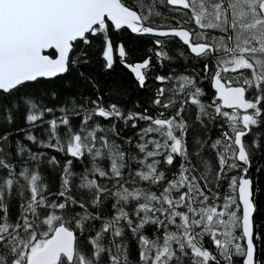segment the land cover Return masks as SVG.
<instances>
[{
  "label": "snow or ice",
  "instance_id": "1",
  "mask_svg": "<svg viewBox=\"0 0 264 264\" xmlns=\"http://www.w3.org/2000/svg\"><path fill=\"white\" fill-rule=\"evenodd\" d=\"M96 55L151 81L147 104L85 72ZM65 77L68 95L35 90ZM189 105L210 144L187 139ZM257 125L264 0H0V264H264Z\"/></svg>",
  "mask_w": 264,
  "mask_h": 264
},
{
  "label": "trees",
  "instance_id": "2",
  "mask_svg": "<svg viewBox=\"0 0 264 264\" xmlns=\"http://www.w3.org/2000/svg\"><path fill=\"white\" fill-rule=\"evenodd\" d=\"M113 38L116 43L123 42L129 49L135 50L137 57H142L148 54L147 50L153 47L152 40L154 39V37L149 36L133 35L130 34L127 30L119 33H114ZM172 47L175 49L177 47V44H172ZM185 63L186 61L177 63L175 60L167 62L166 67H157L156 72L166 73L168 71H171L173 68H175L176 71H181L183 70ZM83 70L96 77L100 85L105 89L112 85L127 88L128 95L124 97L127 107H132L137 102H142L146 105L148 98L152 95V91L154 90V85L151 81H149L148 88L139 89L136 86L135 80L133 79L132 75L118 61L112 70L105 72L103 69V61L99 59L98 55L93 56L92 63L85 67ZM68 79L69 78L65 77L63 80H41L40 83L35 86V90L42 94L45 93V90H47L48 93L56 91L60 94L61 97H63L65 95H68L71 91V89L66 87ZM204 87L205 89H207V96L205 97V102L207 103L212 98L214 93L209 87L207 81L204 82ZM89 91L91 90L89 89ZM49 103L50 106L53 103L51 101L50 95ZM196 112L197 109L195 108V106L189 105V110L183 113V115L186 117L187 123L189 124L187 139L191 143L194 138H202L210 144L220 135L221 129L213 123L209 122L207 118H204L203 123L196 121ZM132 134L133 130L130 128L127 129L124 133L125 136H129ZM247 139L249 142L252 139L264 140V125L252 126V132L249 134ZM51 154L55 155L56 153L52 152ZM209 155H212V150L210 148ZM260 164H264V159L257 158L254 161V166H259ZM80 169L81 165L78 164L76 170L79 171ZM52 177L53 181H55L56 173H53ZM262 211H264V209H262ZM13 212H15V207L13 208ZM133 255H135L134 249ZM183 259L187 260L188 258L185 257Z\"/></svg>",
  "mask_w": 264,
  "mask_h": 264
},
{
  "label": "flooded vegetation",
  "instance_id": "3",
  "mask_svg": "<svg viewBox=\"0 0 264 264\" xmlns=\"http://www.w3.org/2000/svg\"><path fill=\"white\" fill-rule=\"evenodd\" d=\"M130 34H133V33H131L129 30H127ZM133 35H136V34H133ZM117 44H119V43H117ZM119 62V61H118ZM123 66V65H122ZM124 67V66H123ZM125 68V67H124ZM129 73H130V71L127 69V68H125ZM131 74V73H130ZM132 75V77H133V74H131ZM134 79V78H133Z\"/></svg>",
  "mask_w": 264,
  "mask_h": 264
},
{
  "label": "water",
  "instance_id": "4",
  "mask_svg": "<svg viewBox=\"0 0 264 264\" xmlns=\"http://www.w3.org/2000/svg\"><path fill=\"white\" fill-rule=\"evenodd\" d=\"M130 31V30H129ZM212 90V89H211ZM213 91V90H212Z\"/></svg>",
  "mask_w": 264,
  "mask_h": 264
}]
</instances>
